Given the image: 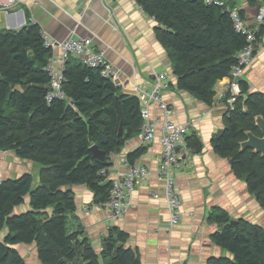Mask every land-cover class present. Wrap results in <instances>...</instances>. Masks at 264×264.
<instances>
[{"label": "trees", "instance_id": "16d2710c", "mask_svg": "<svg viewBox=\"0 0 264 264\" xmlns=\"http://www.w3.org/2000/svg\"><path fill=\"white\" fill-rule=\"evenodd\" d=\"M137 1L157 22L155 34L169 54L177 87L213 104L216 82L230 77L246 46L247 36L234 27L231 11L237 9L242 18L245 12L227 0L223 5L206 0ZM263 32L264 24L256 35L258 44ZM44 35L33 22L19 30L0 31V151H14L39 167L37 182L32 173L0 181V264H26L16 246L33 243L44 264H143L126 246L124 232L115 229L98 254L81 230L70 231L68 225V215L76 209L69 186L87 185L97 204L109 199L110 154L140 134L141 100L122 93L100 68L73 55L63 68V95L52 96L47 66L54 48ZM238 83L236 96L226 91L227 124L211 143L214 151L229 158L234 172L248 174V187L264 207V157L251 149L241 152L239 145L247 130L260 135L255 116H264V93L250 91L244 78ZM231 97L233 104L227 101ZM186 142L196 153L203 150L196 133H190ZM94 145L105 152L104 161L94 156ZM143 152L140 147L130 153L129 165ZM26 200L30 209L16 212ZM215 218L224 227L214 240L233 258L213 259L210 264H264L263 227L244 220L229 223L226 212Z\"/></svg>", "mask_w": 264, "mask_h": 264}, {"label": "crops", "instance_id": "0c3cea01", "mask_svg": "<svg viewBox=\"0 0 264 264\" xmlns=\"http://www.w3.org/2000/svg\"><path fill=\"white\" fill-rule=\"evenodd\" d=\"M2 1L0 31L19 30L33 22L55 43L71 37L92 36L120 71L118 84L124 94H135L137 87L149 85L156 73H166L170 87L163 90L162 98L172 109L170 119L189 124V133H196L203 142L199 153L191 148L180 150L181 167L175 176L182 198L178 224H169L170 211L159 172L163 149L159 122L152 141L144 139L141 128L140 134L110 154L107 180L125 173L129 168L128 155L140 147L144 152L134 165L149 169L148 175L136 183L124 215L119 220H110L107 208L97 204L94 192L87 185H71L76 209L68 215L70 231L81 230L82 237L88 239L98 254L104 248V241L118 229L125 233L126 246L143 264H210L213 259L233 258L231 252L214 240V235L224 227L215 218L218 213L226 212L229 223L244 220L264 228V207L257 194L249 189L243 175L233 171L229 158L214 151L211 143L227 124L228 107L224 98L226 91L231 90L228 77L216 82L211 105L180 90L169 54L156 37L157 22L137 0H18L8 12L2 8ZM227 1L240 9L249 5L246 0ZM60 52L55 45L54 53ZM242 78L248 82L250 91L264 93V32ZM148 110L153 121L164 119L159 104H149ZM38 171L34 162L21 159L14 151H0V181L32 173L37 182ZM29 209L26 200L16 212ZM16 248L26 264H44L34 243L19 244Z\"/></svg>", "mask_w": 264, "mask_h": 264}, {"label": "built area", "instance_id": "2783aa9c", "mask_svg": "<svg viewBox=\"0 0 264 264\" xmlns=\"http://www.w3.org/2000/svg\"><path fill=\"white\" fill-rule=\"evenodd\" d=\"M207 2L215 1L223 5L222 0H206ZM260 4L259 12L256 18H242L239 11L234 9L231 11L234 27L240 33L245 34L246 46L238 53V63L231 69L229 86L232 96H236L240 92L238 80L242 78L245 67L251 62L256 48L258 46L256 35L260 27L264 24V0H257ZM18 0H3L2 8L8 12L9 9L17 4ZM45 34V33H44ZM46 44L54 48L55 45L60 48L59 55L53 54L47 69L52 77L51 95L62 96L61 82L63 80V68L70 55L76 56L81 61L91 67L100 68L101 73L117 83L120 80V71L108 59L106 51L101 48L94 38L90 35L67 38L59 43H55L49 36L44 35ZM119 85V84H118ZM170 87V80L166 73H156L153 81L147 86L137 87L135 95H137L142 103V132L144 139L150 142L156 136L157 123L161 122L162 154L159 164V172L164 182V195L167 201V207L170 211V225H176L181 218L182 198L176 186V171L181 167L180 150L182 148L189 149L186 137L190 133L189 124H180L170 119L172 109L162 98V92ZM235 97H231L230 104H233ZM159 104L163 111L164 119L156 122L150 118L149 104ZM105 173V170L102 171ZM149 173L147 166L129 165L125 173L118 175L112 180L110 196L107 202L102 204L108 211V218L112 221L119 220L130 205L131 197L135 189L136 183L144 179Z\"/></svg>", "mask_w": 264, "mask_h": 264}, {"label": "water", "instance_id": "95a60500", "mask_svg": "<svg viewBox=\"0 0 264 264\" xmlns=\"http://www.w3.org/2000/svg\"><path fill=\"white\" fill-rule=\"evenodd\" d=\"M260 4L256 3L255 5H245L241 8L242 11L246 12L245 16L247 19H254L257 17L259 12ZM255 125L260 131V135H257L251 130H247L245 132V139L239 142L241 147L240 151L243 152L246 149H251L255 154H260L264 157V116L262 114H258L255 116ZM224 129H220L217 132L216 136H220L223 133ZM122 133V130H120ZM102 141L106 142V137H102ZM92 151L94 152V156L99 161L105 160V152L99 148L98 145L92 146ZM244 179L248 178V174L243 175ZM231 223L235 224L236 221H232Z\"/></svg>", "mask_w": 264, "mask_h": 264}, {"label": "rangeland", "instance_id": "374dc122", "mask_svg": "<svg viewBox=\"0 0 264 264\" xmlns=\"http://www.w3.org/2000/svg\"><path fill=\"white\" fill-rule=\"evenodd\" d=\"M36 166H38V165L36 164ZM36 172H37V171L34 170V173H36ZM17 208H18V207H17ZM17 208H16V211H17Z\"/></svg>", "mask_w": 264, "mask_h": 264}, {"label": "bare ground", "instance_id": "6f19581e", "mask_svg": "<svg viewBox=\"0 0 264 264\" xmlns=\"http://www.w3.org/2000/svg\"><path fill=\"white\" fill-rule=\"evenodd\" d=\"M115 153V152H114ZM70 225V224H69ZM70 232V231H69Z\"/></svg>", "mask_w": 264, "mask_h": 264}, {"label": "clouds", "instance_id": "9594fccd", "mask_svg": "<svg viewBox=\"0 0 264 264\" xmlns=\"http://www.w3.org/2000/svg\"><path fill=\"white\" fill-rule=\"evenodd\" d=\"M247 19V18H246Z\"/></svg>", "mask_w": 264, "mask_h": 264}]
</instances>
